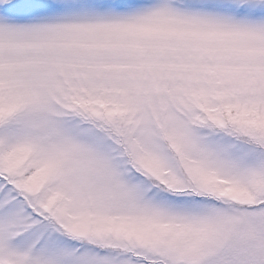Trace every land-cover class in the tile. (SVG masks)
<instances>
[{
	"label": "snow or ice",
	"instance_id": "snow-or-ice-1",
	"mask_svg": "<svg viewBox=\"0 0 264 264\" xmlns=\"http://www.w3.org/2000/svg\"><path fill=\"white\" fill-rule=\"evenodd\" d=\"M0 264H264V0H0Z\"/></svg>",
	"mask_w": 264,
	"mask_h": 264
}]
</instances>
